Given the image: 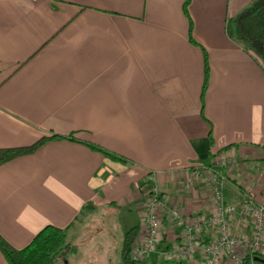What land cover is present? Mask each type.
I'll return each instance as SVG.
<instances>
[{
	"label": "crops",
	"instance_id": "0c3cea01",
	"mask_svg": "<svg viewBox=\"0 0 264 264\" xmlns=\"http://www.w3.org/2000/svg\"><path fill=\"white\" fill-rule=\"evenodd\" d=\"M183 1L0 0V147L61 136L0 163V235L11 246L70 224L54 263L70 264L72 236L112 204L129 207L139 231L145 176L183 213L206 212V186H188L184 169L213 154L236 158L215 165L226 199L264 188V69L224 29L252 0H188L186 12Z\"/></svg>",
	"mask_w": 264,
	"mask_h": 264
},
{
	"label": "built area",
	"instance_id": "2783aa9c",
	"mask_svg": "<svg viewBox=\"0 0 264 264\" xmlns=\"http://www.w3.org/2000/svg\"><path fill=\"white\" fill-rule=\"evenodd\" d=\"M212 161L184 169L188 186L196 180L206 186L210 201L206 212L183 213L154 180L143 178L141 228L130 245L132 259L151 252L173 264H255L264 259V188L237 189L236 201L226 199L227 176L215 165L232 164L236 158L224 153ZM165 223L172 230L169 243L161 239Z\"/></svg>",
	"mask_w": 264,
	"mask_h": 264
},
{
	"label": "trees",
	"instance_id": "16d2710c",
	"mask_svg": "<svg viewBox=\"0 0 264 264\" xmlns=\"http://www.w3.org/2000/svg\"><path fill=\"white\" fill-rule=\"evenodd\" d=\"M188 0H184L182 9L186 12ZM225 33L230 38L243 44L248 50L253 52L260 60V64L264 69V0H252L248 5L240 9L236 14L228 16L224 25ZM188 39L195 43L188 32ZM204 71L205 77L203 88L206 83V57L204 55ZM61 137L60 135H42L28 145L0 147V163L5 162L18 155L27 154L36 149L47 139ZM70 139L84 142L92 149L98 150L105 156L116 158L124 161V158L115 154L99 145L89 141L79 140L69 136ZM227 146L224 147L226 149ZM222 149V150H224ZM215 154L211 155V158ZM206 163H213V161ZM212 158V159H213ZM142 184V181H140ZM91 202H87L82 209L91 208ZM70 224L59 227L46 224L41 227L29 240V242L21 248L11 246L0 235V252L7 264H54L56 260L63 258L67 252L69 242L67 241V228ZM138 233V225L128 227L122 235L120 258L122 264H139L145 261V258L134 260L129 255L130 245ZM243 264H249L245 261Z\"/></svg>",
	"mask_w": 264,
	"mask_h": 264
},
{
	"label": "rangeland",
	"instance_id": "374dc122",
	"mask_svg": "<svg viewBox=\"0 0 264 264\" xmlns=\"http://www.w3.org/2000/svg\"><path fill=\"white\" fill-rule=\"evenodd\" d=\"M129 209L126 206L112 204L108 208L98 209L92 214L91 219L85 220L71 238L68 251L72 259L70 264H122L120 247L123 232L137 221L128 212ZM104 240L105 244L102 243ZM96 246H99V249ZM139 264L173 263L166 259L159 260L156 254L151 252L145 261Z\"/></svg>",
	"mask_w": 264,
	"mask_h": 264
},
{
	"label": "water",
	"instance_id": "95a60500",
	"mask_svg": "<svg viewBox=\"0 0 264 264\" xmlns=\"http://www.w3.org/2000/svg\"><path fill=\"white\" fill-rule=\"evenodd\" d=\"M261 262L263 263L264 262V259H261Z\"/></svg>",
	"mask_w": 264,
	"mask_h": 264
}]
</instances>
